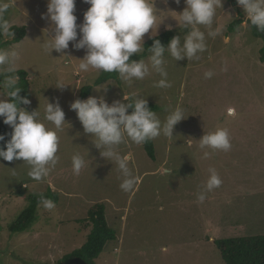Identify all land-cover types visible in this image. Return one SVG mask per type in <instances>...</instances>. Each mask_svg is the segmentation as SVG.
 Wrapping results in <instances>:
<instances>
[{"label":"rangeland","instance_id":"1","mask_svg":"<svg viewBox=\"0 0 264 264\" xmlns=\"http://www.w3.org/2000/svg\"><path fill=\"white\" fill-rule=\"evenodd\" d=\"M0 2L10 5L5 14L10 26L26 27L24 38L16 44H2L1 49H17V67L28 73L31 103L20 107L30 112L37 109L43 119L47 99L58 101L66 119L58 133L59 161L44 179L30 178V166L22 159L0 160V264H54L84 243L91 228L78 222L97 202L104 203L106 221L116 231V239L105 243L96 264H224L217 240L264 235V63L258 57L262 40L246 23L237 0H222L211 26L212 30L219 28L220 34L207 39V51L199 60L176 62L165 54L172 85L165 89L154 86L161 79L155 72L131 86L118 76L97 83L102 72L94 69L78 73L85 49L77 50L70 42L61 55L55 50L50 54L43 47L54 35L47 19L48 0ZM155 2L158 10L169 11L161 15L180 13L186 7L184 0L179 4L175 0ZM87 6L85 0H76L78 25L83 23ZM239 12L245 19L230 32L228 25ZM169 24L183 40L188 29L168 16L155 35L151 30L145 35L144 42L168 30ZM200 27L207 34L209 29ZM77 32L79 39V28ZM148 56L141 59L147 62ZM208 71L214 73L210 79L204 76ZM58 82L67 85L57 88ZM82 87H90L89 96L103 95L109 104L114 100L127 103L124 95L138 93L157 106L154 112L162 123L175 108L184 112L186 118L174 126L173 136L161 134L151 140L154 159L143 145L127 141L118 146L121 155L132 158L129 168L136 184L131 191L121 189L124 177L118 165L101 156L92 141L95 137L84 133L70 107L74 100L82 99ZM96 87L102 88L97 91ZM4 91L0 88V93ZM230 107L236 109V116L227 115ZM218 128L229 131L231 149L202 150L199 139ZM77 153L86 162L79 175L72 166ZM164 168L172 170L169 175ZM210 169L216 170L222 184L201 203L197 197ZM47 192L57 195L55 201L51 199L55 207L47 210L40 203L37 220L24 232L10 233L7 226L28 205V195Z\"/></svg>","mask_w":264,"mask_h":264},{"label":"clouds","instance_id":"2","mask_svg":"<svg viewBox=\"0 0 264 264\" xmlns=\"http://www.w3.org/2000/svg\"><path fill=\"white\" fill-rule=\"evenodd\" d=\"M90 7L84 13L82 24H77L75 13L76 0H48L47 19L50 20V29L54 35L43 43V47L63 55L72 47L85 49L86 55L80 59L77 66L78 73H86L90 69L104 73H116L119 80L128 86L133 82L145 79L151 73L159 74L161 79L155 82L157 88H170L168 72L165 64L167 53L176 62L187 58L196 61L207 51V39L215 38L220 29L212 30L211 26L216 17L217 8L222 6V0H184L186 7L180 13L171 11L172 15H161L163 12L156 7L155 0H85ZM164 4L168 0H162ZM181 0H175L179 4ZM243 7L251 26L256 25L264 30V0H237ZM10 5L0 2V37L15 39V33L5 19ZM178 14V15H177ZM173 17L180 28L188 29L181 40L180 36H173L167 47L159 39L154 40L148 47V60H130L134 54L144 51V37L150 33L155 35L158 26L166 17ZM200 26L209 29L207 34ZM168 30L172 25H166ZM79 28L80 38L77 39ZM48 31V30H47ZM155 31V34H154ZM60 55V56H61ZM20 53L17 49L0 50V68L3 69V80L0 88L4 89L5 98L0 99V117L3 122L12 128L11 138L6 142V148L0 147V158L12 162L22 159L30 166L29 177L40 181L48 176L51 168L59 161L57 155L60 146L58 133L64 129L66 122L65 112L59 102L51 103L47 99L44 108V117L40 112L28 111L19 104L29 105L31 101L26 96H20L21 87L18 86L17 61ZM227 70V69H224ZM214 73L208 71L205 78L210 79ZM67 83L58 82L57 88H63ZM102 87H96L97 91ZM106 90V89H105ZM123 100H114L109 104L103 95L89 96L87 99H76L70 107L77 114L84 133L95 137L92 140L100 149V154L108 161H114L124 177L120 187L124 191H131L136 184V177L129 168L130 155H121L117 148L122 143L131 141L142 145L161 134L173 136L174 126L185 117L181 108L177 107L170 112L164 123L148 106L145 97L138 93L123 96ZM128 109H132L131 112ZM236 109H227L228 116H236ZM47 122V123H46ZM51 124L53 127H49ZM5 136L0 134V141ZM199 147L218 151H229L232 147L230 133L225 128H218L214 132L204 134L200 139ZM190 143V142H189ZM101 148L104 150L101 151ZM207 155V152H205ZM73 173L79 175L86 166L83 156L79 153L72 157ZM165 174L172 171L163 169ZM210 175L203 190L198 194V201L203 203L208 192L219 188L222 180L215 169L209 170ZM42 206L51 210L55 204L42 194Z\"/></svg>","mask_w":264,"mask_h":264},{"label":"trees","instance_id":"3","mask_svg":"<svg viewBox=\"0 0 264 264\" xmlns=\"http://www.w3.org/2000/svg\"><path fill=\"white\" fill-rule=\"evenodd\" d=\"M89 7L90 5L84 9L82 19H84V13ZM244 19V14L239 12L238 16L229 23V31L233 32L244 21ZM10 28L15 33V39H10L6 42L4 41V45L16 44L24 38L26 34L25 26L12 25ZM250 28L253 34L260 37L262 40V45L258 50V57L259 61L264 63V30L260 33L251 25ZM173 36H176V32L173 30L162 31L158 35L144 42V51L139 55L134 54L130 57V60H139L146 57L149 53L148 47H151L156 39H159L166 47ZM4 75H7V73L0 75L1 80H3ZM16 75L19 78L18 86L21 87L20 96H26L28 98V73L23 69H18ZM117 76L118 75L116 73L102 72L97 79V83L115 79ZM89 93L90 87H82L79 95L82 99H84L89 97ZM20 105L21 103L19 106ZM148 106L153 111L157 110V106L154 104L149 103ZM128 111L131 112L132 109H128ZM11 132V126L5 124L3 122V118L0 117V134L5 136L4 141H0V147L6 148V142L11 138ZM142 145L146 154L151 159H154V151L151 140ZM0 160L3 159L0 158ZM49 194L47 192L42 195L47 199L55 201L57 195L54 192H49ZM40 196L41 194L28 195V205L21 210L17 217L7 226V230L10 233L24 232L37 220V207L40 204ZM78 223H81L83 227L90 226L91 228L85 237L84 243L80 247L66 253L62 258L55 261L54 264H96L95 261L101 254L105 243L116 239V231L112 229L106 221L105 205L102 202H97L90 206L87 211V217L80 220ZM216 247L224 264H264V235L223 238L216 241Z\"/></svg>","mask_w":264,"mask_h":264},{"label":"water","instance_id":"4","mask_svg":"<svg viewBox=\"0 0 264 264\" xmlns=\"http://www.w3.org/2000/svg\"><path fill=\"white\" fill-rule=\"evenodd\" d=\"M236 1H234V3H235ZM235 10H236V8H235ZM246 23H251V21H250V18H246ZM255 30H257L258 32H260V33H262V30H260L259 28H258V26H256V25H253L252 26ZM2 49V41L0 40V50ZM1 80V79H0Z\"/></svg>","mask_w":264,"mask_h":264},{"label":"flooded vegetation","instance_id":"5","mask_svg":"<svg viewBox=\"0 0 264 264\" xmlns=\"http://www.w3.org/2000/svg\"><path fill=\"white\" fill-rule=\"evenodd\" d=\"M4 43V41H2V44Z\"/></svg>","mask_w":264,"mask_h":264}]
</instances>
